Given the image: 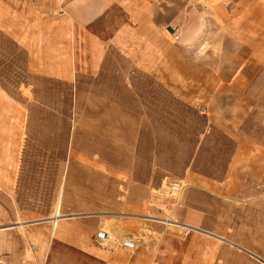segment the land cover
<instances>
[{
	"label": "rangeland",
	"instance_id": "374dc122",
	"mask_svg": "<svg viewBox=\"0 0 264 264\" xmlns=\"http://www.w3.org/2000/svg\"><path fill=\"white\" fill-rule=\"evenodd\" d=\"M186 2L182 10L187 9L190 15L206 8L191 0ZM44 16L45 9L15 11L3 9L0 4V171L9 165L14 170L6 197L14 221L28 225L57 221L64 215L100 216L101 230L107 231L110 238L99 241V245L118 249L120 264H135L143 253L172 246L167 243L172 234L177 248L197 245L204 249L207 240L214 244L220 240L207 239L209 235L198 229L209 224L208 228L220 231L222 223L239 221L241 229L231 234L237 233L240 243L252 248L241 250L236 244L231 251L250 262L264 264V71L253 73L248 80L241 74L227 76L224 82L250 83L245 93L252 100V115L246 117L242 129L247 134L246 147L256 146L255 153L244 157L246 161L251 157L249 163L231 171L227 141L216 138L202 116H193L192 110L170 97L161 81L152 80L149 74L167 69L173 47L181 41L185 58H195L199 65L216 68L230 62L227 56L234 51L224 49L232 46L234 50L235 45L217 24L211 29V22V31L201 30L194 37L192 32L185 37L182 31L174 37L169 26L161 24L158 34L152 33L151 43L148 37L136 40L137 49L129 51L114 48L110 38L86 34L66 42L72 49L66 48L67 53L57 47L58 42L65 45L63 40H48L47 20H38ZM28 17L35 20L21 21ZM183 57H179L181 61ZM245 60L235 59L234 66L253 65L252 60ZM212 79L216 78H192L187 86L195 87L200 94L209 88ZM203 94L210 100L217 94L226 95V99H232L230 105L234 99L233 92L227 91ZM150 120L160 135L158 145L170 143L166 130L172 132L170 139L176 144L186 143L189 148L183 147L178 152L181 155L195 152L190 147L204 137L202 156L192 158L190 154L186 162L197 164L195 170L200 169L215 181L211 188L198 190L201 185L189 186L182 181L186 190L177 203L167 193L171 180L159 192H145L136 174L144 175L142 155L151 146H144L143 138ZM0 174L3 181L9 180L4 169ZM220 213H228L232 219L222 220ZM257 222L260 226L253 227ZM48 223L51 227L52 222ZM41 224L46 226L45 222ZM24 229L20 231L25 249L18 257L0 259V264H36L33 256L37 250H31L34 240L28 234L30 228ZM120 229L123 232L117 233ZM124 240H132L136 248L123 247ZM186 257L183 255L185 262ZM189 257L193 260L196 255ZM216 257L217 262L221 261L217 264H223L222 254ZM199 258L205 260L200 264H206L207 255L199 254ZM146 261L143 264H149Z\"/></svg>",
	"mask_w": 264,
	"mask_h": 264
},
{
	"label": "crops",
	"instance_id": "0c3cea01",
	"mask_svg": "<svg viewBox=\"0 0 264 264\" xmlns=\"http://www.w3.org/2000/svg\"><path fill=\"white\" fill-rule=\"evenodd\" d=\"M9 1L11 4L6 3L5 0H0L3 9H14L15 11L45 9L46 16L38 20H47L48 40L53 41V43L57 39L63 40L65 45L58 42L57 47L64 48L63 51L67 53L72 49L66 42L72 38H82L86 34L87 37L110 38V45L114 48L129 51L137 49L136 40L140 41L148 37L147 39L151 43L152 33L158 34V27L161 24L169 26L171 32H174V37L180 31L185 37H187L188 32H192V37L196 35V32L197 35L200 34L201 21L204 25L202 32L203 30L211 31L217 24L228 41L235 45L234 50H232V46L230 49L227 47L224 49L225 52L229 53L234 51L230 56H227V59H231L230 62H222L216 68H206V66L199 65L195 58H185L184 44H181V41L179 46L173 47L172 59L167 62V69L163 72L149 74L152 80L161 81L163 90L170 97L177 98L182 101L181 105L185 109L192 110L193 116H202L204 125L215 134L216 138L219 137L227 141L231 148L227 156L232 159L229 170L234 171V169L239 168L240 164L249 163L251 157L248 161L244 157L255 153L256 146L246 147L247 134L244 133L242 124L247 122L248 115H252V100L245 93V89L248 85L250 86V83L248 82L246 85L247 81L231 82V84L224 82L227 80V76L241 74L248 80L253 73H258L259 70L264 71V0H191L199 6L206 7L196 9L197 13L192 15L188 13L187 9L182 10L186 6V0ZM55 6H59L60 10L55 12L53 10ZM202 9H205V18L202 15L203 12L201 13ZM28 20H35V18L21 19V21ZM211 22L213 25L209 29L208 26ZM172 27L174 30L171 29ZM93 41H90L89 44L94 45ZM174 41L179 42L175 39ZM54 46L53 48H55ZM66 48L69 51H66ZM140 48L142 49L143 46ZM55 50L57 49L55 48ZM181 56H184L182 61L179 58ZM238 58H246L245 61L252 60L253 65L251 67H243V65L236 67L234 60ZM197 77L216 79H212L209 88H205V91H200L198 94L195 87L187 86L190 79ZM218 80L219 83H217ZM215 82L216 84H213ZM226 91L227 93L233 92L232 105L229 104L232 99L229 100V97L227 99L224 97L226 95L217 94ZM203 93L217 94V96L210 100ZM155 128L156 126L150 120V126H148V131L144 133L143 138L144 146H151L145 149L142 155V160L146 163L144 175L139 174V172L136 174L137 183L145 189V192H159L170 180L176 179L197 186L201 185L197 188L198 190L211 188L215 181L209 176L203 175L200 169L195 170L194 167L197 164L186 162L190 154H192V158L202 156L205 149L204 137L194 144L195 147L193 145L190 147L195 152L188 156L186 154L181 155L178 152L183 150V147L189 148L186 143H182V140L179 139L182 144H176V140L170 139L173 136H170L172 132L166 130L165 134L169 135L170 143L158 145L156 141L160 140V135L158 131H155ZM178 148L179 151H177ZM9 167L10 165L3 168L9 174V180L3 181L0 174V259L6 260L20 256L22 249H25L20 229L25 230L24 228L29 226L28 234L34 240L31 241L34 246L31 250H37L33 256L36 264H120L118 249L111 248L110 245L104 249L99 245L97 233L101 231L103 224L100 216L94 214L64 215L57 221L49 220L48 222H52L51 227L49 226L50 223L46 221H34L28 225H20V222H15L14 216L10 214L6 205V197L12 188V178L15 177L14 170L12 171ZM224 171L223 168L221 172ZM193 184L189 186H193ZM191 195H193L192 191L188 193L186 202L190 200ZM222 214H219L222 220L232 219L228 213ZM236 215L240 214L236 213ZM40 222H45L46 226ZM241 224L239 221L230 224L229 222L222 223L220 231L208 228L209 224L205 225L204 229H198L209 235L207 239L216 238L220 240L214 244L212 241L204 239L207 240V246L201 250L197 245L188 249L177 248L174 246L175 239L172 237L174 234H172L167 239V243H171L172 246L150 250L148 254L143 253L144 255H140L135 264H143L144 261L147 262L146 260L149 264H151L150 262L155 264L158 260V264H161V261H163L162 264H200L205 260L200 259L199 254L207 255L206 264L221 263V261L217 262L216 258L219 257L216 255L218 254H222L223 264H256L231 251V246H236V244H239L241 250L242 248L245 250L252 248V246L242 245L237 233L231 234V231L241 229ZM187 226L190 225L187 224ZM255 226H260V222L253 223V227ZM121 232L123 230L120 229L117 233ZM193 254L196 255V258L192 260L189 255ZM183 255H187V262H185Z\"/></svg>",
	"mask_w": 264,
	"mask_h": 264
},
{
	"label": "built area",
	"instance_id": "2783aa9c",
	"mask_svg": "<svg viewBox=\"0 0 264 264\" xmlns=\"http://www.w3.org/2000/svg\"><path fill=\"white\" fill-rule=\"evenodd\" d=\"M71 1V0H69ZM177 39H179V36H176ZM167 189H168V194H170V198L174 199L177 203V201H179L178 196H182V194H184L185 190H186V186H184V184L182 183V181L176 180V181H171L168 185H167ZM97 237L99 239V241L101 242H106V240H108L110 238L109 233L104 232V231H99L97 233ZM123 247L127 248L128 250H134L136 247V243L133 242L132 240H124L122 242ZM1 262V261H0Z\"/></svg>",
	"mask_w": 264,
	"mask_h": 264
},
{
	"label": "clouds",
	"instance_id": "9594fccd",
	"mask_svg": "<svg viewBox=\"0 0 264 264\" xmlns=\"http://www.w3.org/2000/svg\"><path fill=\"white\" fill-rule=\"evenodd\" d=\"M203 21H201V24H200V29L202 30L203 29Z\"/></svg>",
	"mask_w": 264,
	"mask_h": 264
},
{
	"label": "bare ground",
	"instance_id": "6f19581e",
	"mask_svg": "<svg viewBox=\"0 0 264 264\" xmlns=\"http://www.w3.org/2000/svg\"><path fill=\"white\" fill-rule=\"evenodd\" d=\"M166 189H167V187H166ZM167 193H168V191H167ZM168 195H170V194H168ZM170 196H171V195H170ZM170 196H169V197H170ZM178 197H179V196H178Z\"/></svg>",
	"mask_w": 264,
	"mask_h": 264
}]
</instances>
